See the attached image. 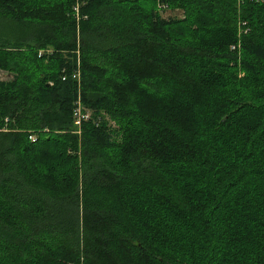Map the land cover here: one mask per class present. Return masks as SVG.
Masks as SVG:
<instances>
[{"label":"trees","instance_id":"16d2710c","mask_svg":"<svg viewBox=\"0 0 264 264\" xmlns=\"http://www.w3.org/2000/svg\"><path fill=\"white\" fill-rule=\"evenodd\" d=\"M0 72V264H264V3L0 0Z\"/></svg>","mask_w":264,"mask_h":264},{"label":"built area","instance_id":"2783aa9c","mask_svg":"<svg viewBox=\"0 0 264 264\" xmlns=\"http://www.w3.org/2000/svg\"><path fill=\"white\" fill-rule=\"evenodd\" d=\"M238 1H240V0H238ZM254 1L264 3V0H254ZM73 79L77 80V75L73 76ZM86 118H87L86 114L81 115L80 110H79V103L77 102V109L75 110L74 124L73 125L75 127H78L80 125L81 120H85ZM4 122H6V120H4ZM29 139L33 140V137H30Z\"/></svg>","mask_w":264,"mask_h":264},{"label":"rangeland","instance_id":"374dc122","mask_svg":"<svg viewBox=\"0 0 264 264\" xmlns=\"http://www.w3.org/2000/svg\"><path fill=\"white\" fill-rule=\"evenodd\" d=\"M160 16L162 18H168V17H181V13L179 11H176V12H171V11H162L160 12ZM10 78V76L7 74V73H3V72H0V80H3V81H6Z\"/></svg>","mask_w":264,"mask_h":264}]
</instances>
